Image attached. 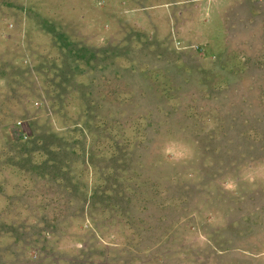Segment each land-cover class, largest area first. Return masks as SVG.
<instances>
[{"label": "rangeland", "instance_id": "1", "mask_svg": "<svg viewBox=\"0 0 264 264\" xmlns=\"http://www.w3.org/2000/svg\"><path fill=\"white\" fill-rule=\"evenodd\" d=\"M176 1L0 0V264H264V0Z\"/></svg>", "mask_w": 264, "mask_h": 264}, {"label": "trees", "instance_id": "2", "mask_svg": "<svg viewBox=\"0 0 264 264\" xmlns=\"http://www.w3.org/2000/svg\"><path fill=\"white\" fill-rule=\"evenodd\" d=\"M107 128H111V126L112 125H110V124H107V125H105ZM102 138H104V137H102ZM39 141V137H37V139H36V141ZM105 140H110V138H105ZM41 141H42V139H41ZM38 143V142H37ZM42 143H43V141H42ZM66 149H69V147H67ZM44 150H46L45 152H44V154H46L47 156H49V158L46 160V161H44V162H42L41 163V165L43 166V168L45 169V167L47 166V165H53L54 164V161L51 159V157H50V154H54V153H56V151H55V148H52V146L51 145H48L47 147H44ZM74 151V150H73ZM40 154H42L43 153V150H39L38 151ZM62 152V151H61ZM64 153V156L66 155V152H63ZM40 167V166H39Z\"/></svg>", "mask_w": 264, "mask_h": 264}, {"label": "crops", "instance_id": "3", "mask_svg": "<svg viewBox=\"0 0 264 264\" xmlns=\"http://www.w3.org/2000/svg\"><path fill=\"white\" fill-rule=\"evenodd\" d=\"M181 1H185V0H177L176 4H178V3L181 4L182 3ZM195 1H197V0H195ZM198 1H207V3H205V11H210L212 13L211 15H217L218 7L215 6V4H214L215 0H198ZM208 1H210V2H208ZM219 1H221V0H219ZM222 1L224 3H227L228 1H233V0H222ZM202 15L204 16L205 14H202Z\"/></svg>", "mask_w": 264, "mask_h": 264}]
</instances>
